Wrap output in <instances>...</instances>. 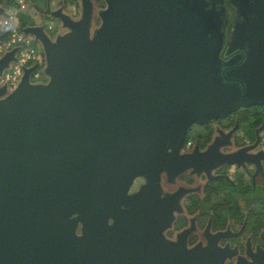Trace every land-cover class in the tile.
Returning a JSON list of instances; mask_svg holds the SVG:
<instances>
[{"label": "water", "instance_id": "obj_1", "mask_svg": "<svg viewBox=\"0 0 264 264\" xmlns=\"http://www.w3.org/2000/svg\"><path fill=\"white\" fill-rule=\"evenodd\" d=\"M78 1V19L46 5L64 30L54 39L43 25L21 29L42 48L47 82H30L33 66L13 90L0 87V264H98L103 241L113 256V237L138 231L124 228L129 221L146 222L121 207L154 198L163 168L194 167L168 166L188 127L264 105V48L233 79L216 77L183 0H105L93 31L94 3ZM15 53L0 57V75ZM247 80L249 90L239 83ZM258 142L218 154L221 164L260 155ZM217 151L212 144L204 153ZM141 176L146 185L129 196Z\"/></svg>", "mask_w": 264, "mask_h": 264}, {"label": "flooded vegetation", "instance_id": "obj_2", "mask_svg": "<svg viewBox=\"0 0 264 264\" xmlns=\"http://www.w3.org/2000/svg\"><path fill=\"white\" fill-rule=\"evenodd\" d=\"M16 2L0 0V8L6 5L0 18L15 8L12 4ZM181 6L199 22L207 56L213 58L217 68L216 77L233 79L245 63L263 51L264 0H183ZM1 35L4 38L0 43L8 37V31L0 27ZM249 82L239 83L249 90ZM244 110L261 113L262 122L253 129L252 140L238 123V114ZM234 114L227 123L230 114L209 124L188 127L182 147L168 166L194 167L178 173L163 168L158 173L154 198L134 211L121 207L131 220L146 216V222L129 221L124 228L138 231L113 237V248L109 249L113 256L106 255L107 241L101 242L104 248H100L98 264H218L220 253L225 255L223 264H264V150L260 148L264 105L241 108ZM256 136L259 142L253 153L262 152L260 155L251 157L240 152L234 157L238 167L221 164L218 154L249 146ZM212 144L219 152L206 155ZM195 149L198 154L189 157ZM249 160L254 164L247 163ZM146 181L143 176L136 178L128 195L138 194ZM255 207L260 215L252 218L250 210ZM113 223L109 219L106 226ZM80 231L78 222L75 234L80 236Z\"/></svg>", "mask_w": 264, "mask_h": 264}, {"label": "built area", "instance_id": "obj_3", "mask_svg": "<svg viewBox=\"0 0 264 264\" xmlns=\"http://www.w3.org/2000/svg\"><path fill=\"white\" fill-rule=\"evenodd\" d=\"M25 13L24 0H18V6L1 16L0 22L8 31V40L0 43V56L16 49L15 57L0 75V87H5L7 92L13 90L20 82L24 69L35 67L31 72L29 80L33 84L46 83L48 78L44 74V80H41V74L37 71L39 66L44 65L43 59L38 49L28 40H24L23 34L19 27L18 14ZM48 29L51 26L48 25ZM260 148L264 150V135L260 142Z\"/></svg>", "mask_w": 264, "mask_h": 264}, {"label": "rangeland", "instance_id": "obj_4", "mask_svg": "<svg viewBox=\"0 0 264 264\" xmlns=\"http://www.w3.org/2000/svg\"><path fill=\"white\" fill-rule=\"evenodd\" d=\"M63 1L64 0H46V2H45V0H24V2H25V14L31 13L35 25H43L45 27V32L50 36L51 39H54L58 34L63 33L64 30L61 29L59 21L45 16L44 13L42 12L45 10L47 4L50 5V8L52 10L62 8V6H63L64 12L67 13L68 15H70L73 19H78L80 17V10L81 9H80V3L78 0H74V2H75L74 5L67 4L66 6L61 4V2H63ZM92 1L94 3V7H95L94 20H93V25H92V31H93L96 28H98L100 25V20L98 18V12L100 10L104 9L106 4H105L104 0H92ZM102 1H104L103 7H100V3ZM32 2L34 5L38 6L37 12L32 11ZM16 5L18 6L17 2H16ZM17 6H15V7H17ZM48 25L51 26V29L47 28ZM0 27L3 30L6 29L1 24V22H0ZM8 38H9V36L6 37L5 40H8ZM23 38H24V40H28L33 46H35L38 49V51H39V53L43 59L44 65L39 66L37 71L40 72V74H41V80H44L43 77H44L45 60H44L43 51L41 52L42 48H41L40 44L35 42L31 36L25 35ZM234 115H235L234 113L230 114L225 122L227 123L228 121H232L234 119ZM259 210L260 209L257 207L254 208V211L259 212Z\"/></svg>", "mask_w": 264, "mask_h": 264}, {"label": "trees", "instance_id": "obj_5", "mask_svg": "<svg viewBox=\"0 0 264 264\" xmlns=\"http://www.w3.org/2000/svg\"><path fill=\"white\" fill-rule=\"evenodd\" d=\"M104 1H102L100 3V7H103ZM45 2H46V0H45ZM61 4L65 5V6L67 4L74 5L75 2H74V0H67V1L64 0L63 2H61ZM12 6H17V5H16V3H13ZM32 11H34V12L38 11V6L34 5L33 2H32ZM18 22H19L20 29L35 25L31 13L30 14H25V13L18 14ZM41 52H42V50H41ZM261 122H262L261 113H259V112H255V113L251 114V111L244 110L238 114V123H239L240 129L242 130L243 134L245 136L249 137L251 140L253 139V129L255 127H257L258 125H260ZM257 211H254V208H251L250 213H251L252 218L253 217H259L260 214Z\"/></svg>", "mask_w": 264, "mask_h": 264}]
</instances>
